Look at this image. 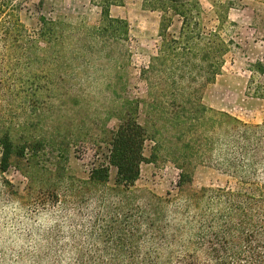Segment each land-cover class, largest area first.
I'll list each match as a JSON object with an SVG mask.
<instances>
[{"label":"trees","instance_id":"trees-1","mask_svg":"<svg viewBox=\"0 0 264 264\" xmlns=\"http://www.w3.org/2000/svg\"><path fill=\"white\" fill-rule=\"evenodd\" d=\"M124 1L91 0L101 9L93 26L41 15L28 29L17 1L0 0V174L19 155L14 131L3 121L14 111L9 101L39 94L41 88L31 89L38 69L49 79L52 66L104 59L118 67L114 51L128 41L129 26L109 12ZM208 1L211 23L200 0H141L160 15L159 42L139 71L145 95L123 98L119 123L99 140L87 179L55 177L50 202L40 191L36 197L43 208L58 203L64 215L80 218L79 226L100 245L99 256H111L94 264H264V184L255 177L264 165V126L202 103L203 87L220 74L234 45L226 32L234 0ZM141 112L179 170L176 195L134 190L149 138ZM199 163L229 172L236 187L185 190ZM0 185L10 183L0 177Z\"/></svg>","mask_w":264,"mask_h":264},{"label":"rangeland","instance_id":"rangeland-1","mask_svg":"<svg viewBox=\"0 0 264 264\" xmlns=\"http://www.w3.org/2000/svg\"><path fill=\"white\" fill-rule=\"evenodd\" d=\"M16 1L20 20L28 29L37 27L41 15L88 26L98 24L101 18L100 7L91 0ZM200 2L206 22L211 23V4L208 0ZM109 13L126 20L129 26L128 41L114 51L121 58L118 67L104 59L79 66H52L47 69L52 74L49 79L38 69L31 89L33 85L41 88L39 94L8 100L14 111L6 113L3 121L14 131L19 155L14 154L8 170L0 174L10 183L0 185V264H77L81 260L94 264L99 259L110 260L109 254L99 256L95 248L100 245L79 226V217L64 215L58 203L43 208L36 200L40 191L50 202L48 194L55 177L87 179L97 159L99 140L119 123L123 98L145 95L139 71L159 42L160 15L144 9L141 0L112 5ZM226 32L234 45L220 74L203 87L202 103L244 123L264 126V0H234ZM139 120L147 125L143 112ZM147 128L146 160L134 190L176 195L179 170ZM115 176L116 169L111 167L110 183ZM192 177L185 190L236 187L235 176L211 163L197 164ZM255 177L264 184V165Z\"/></svg>","mask_w":264,"mask_h":264},{"label":"clouds","instance_id":"clouds-1","mask_svg":"<svg viewBox=\"0 0 264 264\" xmlns=\"http://www.w3.org/2000/svg\"><path fill=\"white\" fill-rule=\"evenodd\" d=\"M61 264H75L74 261H61Z\"/></svg>","mask_w":264,"mask_h":264}]
</instances>
